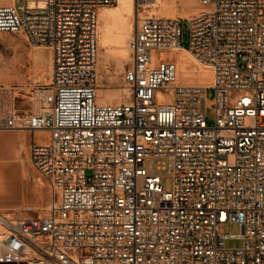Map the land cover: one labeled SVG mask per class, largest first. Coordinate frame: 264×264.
<instances>
[{"label": "built area", "instance_id": "1", "mask_svg": "<svg viewBox=\"0 0 264 264\" xmlns=\"http://www.w3.org/2000/svg\"><path fill=\"white\" fill-rule=\"evenodd\" d=\"M156 2L135 0L119 104L98 103L96 69L99 9L117 0L0 5V34L52 53L35 108L17 109L0 87V130L32 134L31 164L53 198L44 216L0 213V264H264V0L140 18ZM170 50L204 64L211 84L181 82L178 62L156 57Z\"/></svg>", "mask_w": 264, "mask_h": 264}, {"label": "rangeland", "instance_id": "2", "mask_svg": "<svg viewBox=\"0 0 264 264\" xmlns=\"http://www.w3.org/2000/svg\"><path fill=\"white\" fill-rule=\"evenodd\" d=\"M11 1L8 0L7 3ZM197 8L198 0H168V4L164 8H154L153 6L142 8L140 10V18L146 15L165 16L168 14L171 18L186 19ZM138 13L136 10L135 27L139 18ZM181 27L182 43L187 45L189 42V25L183 21ZM177 52L180 55H178L179 67L184 68L186 60L192 59V57L185 54L182 50ZM170 55L171 53L161 51L156 54V57L161 59V57ZM129 63V59L125 60L123 69L113 60L106 65L108 66V73L102 75L100 79L104 87L98 88L97 92L99 101L117 103L126 99L127 94H124L123 91L125 89L123 73ZM51 70L52 53L50 49L30 45L23 34H0V87L8 89V93L3 94L5 101L13 102L15 107L20 110L35 108L38 105L40 94L50 84ZM203 73L208 74L206 79H198L195 84H208L207 76H209V70L205 69ZM186 79L182 73L179 74L181 82L187 83ZM211 101L212 95L210 92L206 102L209 123L213 122ZM12 131L1 130L0 133H11ZM21 134L29 137L28 132H21ZM37 138L39 140L48 139L44 135H38ZM22 143V141L18 140L13 150L4 147L0 143V149L3 151V156H0V163L4 164V172L8 180L15 186L14 202L10 205L0 203V213L10 217L21 218L44 216L48 214L49 207L53 201L52 193L47 182L31 164L28 144L24 145ZM166 186L170 188L169 180L166 181ZM221 229L222 232L231 235L237 236L241 233V229L236 223L224 224ZM242 245V240L238 238H230L226 241L227 248H240Z\"/></svg>", "mask_w": 264, "mask_h": 264}, {"label": "bare ground", "instance_id": "3", "mask_svg": "<svg viewBox=\"0 0 264 264\" xmlns=\"http://www.w3.org/2000/svg\"><path fill=\"white\" fill-rule=\"evenodd\" d=\"M168 4V0H157L152 6L154 8L163 7ZM171 5V4H170ZM168 5V6H170ZM172 7V6H171ZM191 8V7H190ZM168 9V8H167ZM136 5L135 0H117V5L114 7H101L99 9V35H98V66L96 69L98 72L97 87L103 88L101 82V76L108 73V66H106L111 60H113L121 69L124 67V61L130 59L129 43L132 39L135 24H136ZM154 11V10H153ZM169 12V11H168ZM164 13V11H163ZM165 16H169L166 14ZM171 17V16H169ZM171 53L168 57H161L165 60H174L178 62L177 50L165 51ZM185 52V51H184ZM185 54H188L185 52ZM180 56V55H179ZM191 56V55H190ZM192 57V56H191ZM179 65V63H178ZM207 67L201 62L195 60L193 57L185 62L184 68H180V74L182 73L186 77L188 84H195L198 79H206L205 69ZM111 77V76H110ZM208 84H211L210 73L207 76ZM106 87V86H105ZM107 88V87H106ZM124 94H127V90L123 89ZM98 92V91H97ZM122 96V94H121ZM124 98V97H123ZM123 100L114 102H101L100 104H119ZM1 131V130H0ZM23 131L13 130L11 133H0V143L9 149H14L18 140L22 141L24 145L28 144V136L21 134ZM38 135H42L44 131H37ZM3 151L0 149V156ZM4 164L0 163V203L12 204L14 202L15 186L12 184L4 172Z\"/></svg>", "mask_w": 264, "mask_h": 264}, {"label": "crops", "instance_id": "4", "mask_svg": "<svg viewBox=\"0 0 264 264\" xmlns=\"http://www.w3.org/2000/svg\"><path fill=\"white\" fill-rule=\"evenodd\" d=\"M8 2V0H0V5H6V4H10V3H7ZM187 61V60H186ZM29 133V132H28ZM42 135H44V136H47V138H48V136H49V133L48 132H46V131H44V133L42 134ZM37 136H38V133L36 132L35 134H34V139L36 140V142H38V143H44V142H46V140H39L38 138H37ZM31 140H32V134L31 133H29V137H28V140H27V143H28V146H29V150H30V144H31Z\"/></svg>", "mask_w": 264, "mask_h": 264}]
</instances>
